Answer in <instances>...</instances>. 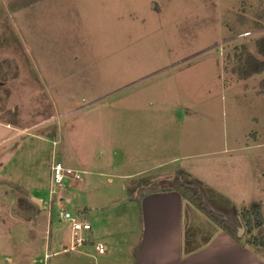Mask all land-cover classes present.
Wrapping results in <instances>:
<instances>
[{
  "label": "rangeland",
  "instance_id": "1",
  "mask_svg": "<svg viewBox=\"0 0 264 264\" xmlns=\"http://www.w3.org/2000/svg\"><path fill=\"white\" fill-rule=\"evenodd\" d=\"M240 8L241 0H0V264H72L66 253L45 259L49 235L33 225H66L60 206L40 201L49 200L54 159L81 171L56 190L72 214L88 211L99 237L119 233L131 214L143 233L133 199L141 188L184 185L205 214L174 191L155 195L160 209L148 221L181 236L168 251L173 264H264L238 219L260 203L264 221V72L238 79L227 61L242 45L258 55L264 26L253 28ZM52 240L70 244L66 229Z\"/></svg>",
  "mask_w": 264,
  "mask_h": 264
},
{
  "label": "crops",
  "instance_id": "2",
  "mask_svg": "<svg viewBox=\"0 0 264 264\" xmlns=\"http://www.w3.org/2000/svg\"><path fill=\"white\" fill-rule=\"evenodd\" d=\"M133 188L134 187H131V191L135 190ZM142 191L143 190L141 188L139 191V196L134 197L133 199L139 201L140 220L143 221L144 224L143 233H142V227H140L139 231L138 228L135 227L134 220L133 221L131 220L132 214L131 217L130 215H126L129 221L125 220L124 222L127 223V225H125L124 222L122 223L120 222V224L119 222L117 223L119 224L118 227H122L119 233L118 231L115 232L113 229L108 228L107 233L104 236L99 237L98 233L96 232L93 233V226L91 225L92 226L91 229L85 233L87 236V242L84 245L78 247L77 249L68 251L65 249L68 248L69 245L64 243L63 245H61V247L63 246V249L60 250L59 244L55 241L53 242L52 240L53 232L55 233L66 229L68 232V239H70L71 242L70 224L67 221H65L66 222L65 226L59 225L55 229L56 230L55 231L54 228L52 227L53 217L51 219L48 218V222L46 219L36 220L33 225L41 226L40 229H42L43 226L44 228L46 227V234L49 235V237H47V241L50 240L48 249L44 248L43 250V254H44L43 257L45 259L50 258L51 257L50 252L52 251V254L55 256L60 255L61 253H66L69 256L72 264H173V262L176 259L171 260L168 251L172 249L174 250L175 248H179V245L181 243L175 239L178 238L181 241V236L168 235L169 231L165 234L164 232H166L167 229L164 230L163 228L162 229L164 231L162 232L158 228L153 230L151 229V227L148 226V221L155 220L156 215L154 214L153 211L155 209H160L161 202H158L157 206H154L157 203L155 201V195L168 194L174 191L178 192L179 189L175 188V186L174 188L170 186L169 187L157 186L153 188L152 191L149 190L145 192ZM40 201L41 203L45 204L44 199H40ZM184 203L186 204V206L191 204L194 207L195 211L200 212L201 214H205L203 211L196 208V206L190 203L187 199H184ZM92 208L95 209L94 206H92ZM77 213L83 216L85 220H88L89 217L88 211L85 210L84 212V209L82 210L77 208ZM122 218L123 217L118 216L116 218V221H120ZM26 223L30 225V220L26 221ZM108 224H111V222ZM220 229L224 231L222 228ZM157 231H159V234H157ZM224 232L228 234L225 236L227 241L232 243L233 236L227 231ZM220 236L221 235H218L217 238L218 239L222 238ZM213 237L216 236L214 235ZM187 241L188 240L185 239V242ZM97 244L104 246L103 252H99L98 250H96L95 246ZM37 254L39 255L40 253L38 252ZM217 254L221 256V252ZM40 255H42V253ZM179 260H180L179 264H185L183 257ZM34 261L35 260H33L32 262Z\"/></svg>",
  "mask_w": 264,
  "mask_h": 264
},
{
  "label": "trees",
  "instance_id": "3",
  "mask_svg": "<svg viewBox=\"0 0 264 264\" xmlns=\"http://www.w3.org/2000/svg\"><path fill=\"white\" fill-rule=\"evenodd\" d=\"M240 9L243 12L242 16H245L244 12L246 13L249 11L253 14L250 21L253 28L264 26V0H257L255 6H251L247 0H241ZM247 20H249V18H247ZM256 46L258 55L252 53L246 45L236 47L233 54H228L227 61L231 66V71L238 79H246L255 74L264 72V37L257 41ZM175 188H178L181 194L190 203L194 204L198 209H202L201 202V205L199 203L197 204V191H191L192 189H188L184 185H176ZM85 210L86 209H84V212ZM238 219L239 223L246 229L245 242L262 251L264 254V231L262 230L264 221L261 214V204L253 203L250 206H245L238 212ZM219 225L233 237H238L235 235V227L231 223L225 221L220 222ZM255 230L258 232L254 233Z\"/></svg>",
  "mask_w": 264,
  "mask_h": 264
},
{
  "label": "built area",
  "instance_id": "4",
  "mask_svg": "<svg viewBox=\"0 0 264 264\" xmlns=\"http://www.w3.org/2000/svg\"><path fill=\"white\" fill-rule=\"evenodd\" d=\"M82 179L81 171L71 169L68 166H65L62 162L53 160L51 166V186L49 189V200L45 202V204H49V208H53L52 205L56 203V205L60 206V216L62 219L67 221L70 224V235L71 242L69 247L65 250H74L78 247L84 245L87 242L86 232L91 229V223L88 220H85L83 216L79 213L72 214L67 208L64 207L63 201L60 192L56 189H60L70 185H74L75 182L80 181ZM57 200H54V198ZM53 200L55 202H53ZM52 201L53 203H51ZM96 250L99 252L104 251V246L97 244L95 246Z\"/></svg>",
  "mask_w": 264,
  "mask_h": 264
}]
</instances>
